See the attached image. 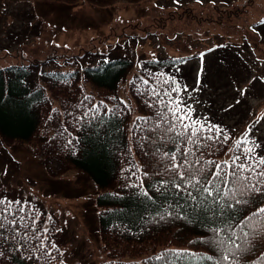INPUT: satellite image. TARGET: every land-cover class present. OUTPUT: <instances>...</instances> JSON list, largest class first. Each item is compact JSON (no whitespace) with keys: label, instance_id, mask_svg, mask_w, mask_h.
Returning <instances> with one entry per match:
<instances>
[{"label":"trees","instance_id":"obj_1","mask_svg":"<svg viewBox=\"0 0 264 264\" xmlns=\"http://www.w3.org/2000/svg\"><path fill=\"white\" fill-rule=\"evenodd\" d=\"M55 1L76 4L78 0ZM92 1L108 4L110 0ZM33 18L25 25L28 29H31ZM219 19L213 17L211 21L222 24ZM25 30L17 31L19 45L16 50L28 42L29 35L24 33ZM252 32L246 35L249 40ZM40 34L35 32L33 37ZM259 36V32L255 33L254 46L261 43ZM1 49L5 53L11 51L5 47ZM90 51L101 52L84 47L77 56ZM104 52L108 55L103 51V56ZM214 54L219 55L215 59L218 68L212 70L206 68V63L198 67L187 63V55L151 57L146 59L147 64L140 61L138 66L124 56H104L85 63L74 57L76 65L70 69L41 70V62L36 58L21 63L10 61L0 66V140L28 144L42 161L50 163L45 167L54 175L76 169L93 180L98 190L95 200L99 207L97 233L104 253L99 264H168L169 261L172 264H197L198 257H219L215 247L205 242L212 236L208 221L199 215L193 217L191 209L176 208L171 184L167 185V191L156 190L160 181L170 179V175L163 173V163L167 161L162 162L154 153L157 148L161 154L174 150V145L159 140L163 125L155 132L150 131L159 122L157 111L163 110L153 90L162 94L165 89L179 85V96L193 110V119L217 125L230 137L223 144L202 142L200 150L194 151L193 160L222 162L253 145L256 146L255 155L264 157L258 137L235 131L221 115L198 109L195 101L187 96L195 74L199 78L209 72L221 75L219 81L222 84L228 82L223 78L225 67L232 68L239 57L233 49H229L228 54L226 49L222 53L216 49ZM52 56L54 54L49 58ZM165 80L169 82L165 83ZM123 90L128 98L123 95ZM171 95L176 97L178 94L173 92ZM12 101H17V105ZM131 104L136 106V113L132 112ZM245 136L251 143L237 149V141ZM205 174H208L207 170ZM144 191L149 193L147 197L142 194ZM243 199L249 203L228 210L230 216L235 213V221L264 206V195L253 194ZM0 202H3L0 208L7 205L10 212L16 213L18 221L15 231L10 225L0 229V264H70L62 260V247L53 238L57 223L42 207L19 197L2 196ZM179 202L183 204V201ZM20 208L23 211H17ZM166 209L172 216L167 215ZM177 213L181 216L187 213L188 218L177 219ZM21 216L25 217L22 224L19 222ZM12 218L9 215L8 219ZM245 231L249 233L251 244L250 250L239 257L240 264H260L264 254V232H254L251 228ZM166 252L168 255L163 259H157ZM176 252L195 253L196 256L178 257L174 255ZM199 264L212 262L199 261Z\"/></svg>","mask_w":264,"mask_h":264},{"label":"rangeland","instance_id":"obj_2","mask_svg":"<svg viewBox=\"0 0 264 264\" xmlns=\"http://www.w3.org/2000/svg\"><path fill=\"white\" fill-rule=\"evenodd\" d=\"M213 17H220L223 23L211 21ZM32 18L28 29L25 25ZM19 29H27L24 33L29 38L22 49L16 50ZM261 30L264 0H110L108 4L92 0H78L76 4L0 0V66L36 58L41 70L70 69L76 65L74 57L85 63L104 56H124L138 66L140 61L147 64L146 59L151 57L187 55V63L194 67L206 63L212 70L218 68L215 50L222 53L226 49L228 54L233 49L239 58L232 68L225 67L223 78L228 82L222 84L221 75L209 72L199 78L195 74L187 96L198 109L221 115L235 131L258 137L264 151ZM250 31L252 43L246 36ZM35 32L41 34L34 38ZM257 32L261 43L254 46ZM3 47L11 51L5 53ZM84 47L108 55L90 51L77 56ZM51 54L54 56L49 58ZM122 93L127 97L125 90ZM12 103L17 105V101ZM131 106L136 113V106ZM13 110L9 113L11 120ZM19 143L0 140V198L32 200L55 219L53 238L62 247L64 262L99 264L104 253L97 233L98 190L93 180L76 169L54 175L45 167L50 163L42 161L28 144Z\"/></svg>","mask_w":264,"mask_h":264},{"label":"snow or ice","instance_id":"obj_3","mask_svg":"<svg viewBox=\"0 0 264 264\" xmlns=\"http://www.w3.org/2000/svg\"><path fill=\"white\" fill-rule=\"evenodd\" d=\"M164 82L168 83L169 81L165 80ZM173 92L178 95L173 97L171 95ZM180 92L179 85L170 90L165 89L162 94L153 90V95L159 97L157 103L163 105V110L157 111L159 122L150 131L155 132L163 125L161 129L163 135L158 137L159 140L170 141L174 145V150L161 154L160 149L157 148L154 153L160 156L162 162L167 161L163 163V173L170 175V179L160 181V186L156 190L167 191V185L171 184L177 200L176 208L191 209L193 217L199 215L208 221V231L212 233V236L205 242L214 246L220 255L218 258L214 256L198 257L197 264L199 261H211L212 264H240L239 257L250 250L249 245L251 244L248 238L249 233L245 229L251 228L254 232H264V206L258 207L239 221H235V213L233 212V215L230 216L228 210H236L237 205L248 204L249 201L243 197L253 194L264 195V157L255 155L256 146L253 145V147H244L240 155H232L222 162L201 161L200 158L193 160L194 151L200 150L202 142L219 141L220 144H223L230 137L223 134V130L217 125L193 119V110L181 100ZM164 97H167V100ZM222 134L223 138L221 139ZM144 139L149 138L145 137ZM152 142L155 143V141ZM249 143L251 142L245 136L237 141L236 148L241 149L242 145ZM206 170L207 175L205 174ZM142 194L146 197L149 195L147 191ZM179 201H183V204ZM16 203L19 204V202ZM17 211H23V208ZM165 211L168 216H172V212H168L167 209ZM9 215L13 217L11 220L8 219ZM163 218L162 216L161 219ZM175 218L187 219L188 215L185 213L184 216H181L177 213ZM24 219L23 216L19 217V222L22 224ZM17 224L15 212H10L7 205L0 208V229L10 225L11 230L15 231ZM233 225L235 226L233 227ZM238 240L241 243H237ZM166 255H168L167 252L157 259H163ZM174 255L178 257L196 256L195 253L186 252H176ZM168 264H172V262L169 261ZM260 264H264V254H262Z\"/></svg>","mask_w":264,"mask_h":264}]
</instances>
